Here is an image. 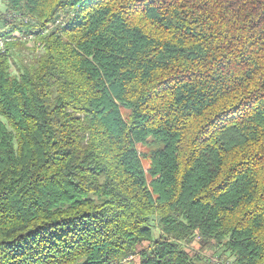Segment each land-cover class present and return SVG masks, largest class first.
Instances as JSON below:
<instances>
[{"label":"trees","instance_id":"obj_1","mask_svg":"<svg viewBox=\"0 0 264 264\" xmlns=\"http://www.w3.org/2000/svg\"><path fill=\"white\" fill-rule=\"evenodd\" d=\"M0 2V264H264V0Z\"/></svg>","mask_w":264,"mask_h":264},{"label":"rangeland","instance_id":"obj_2","mask_svg":"<svg viewBox=\"0 0 264 264\" xmlns=\"http://www.w3.org/2000/svg\"><path fill=\"white\" fill-rule=\"evenodd\" d=\"M0 9L2 11H4V7L2 6V3L0 2ZM8 21L10 22V19H14V18H7ZM9 28V27H8ZM29 47H32V43L28 44ZM24 55L26 56H31L33 55L32 52H29L28 50L24 51ZM0 119L5 121L4 118H2L0 116ZM139 151L142 154H149L150 153V148L148 147H144V146H138ZM143 164L145 169L147 170L149 168V159L148 158H143ZM153 235L155 236V238H159V236L161 235V230L160 228H154L153 229ZM149 243H144L142 245V247L140 248V250H144L148 247ZM189 252L192 255H196L197 253L201 254V257H203L204 260L201 261L200 264H232L234 262L233 258L228 257V255H225L222 253V250H216V249H210L209 246H204L202 244V240L200 238H196L194 240V242L191 244V246L188 248ZM131 261H129V264H134V263H138L139 258L138 256H136L134 258V260L130 259Z\"/></svg>","mask_w":264,"mask_h":264},{"label":"built area","instance_id":"obj_3","mask_svg":"<svg viewBox=\"0 0 264 264\" xmlns=\"http://www.w3.org/2000/svg\"><path fill=\"white\" fill-rule=\"evenodd\" d=\"M4 47V43L2 40H0V48L2 49Z\"/></svg>","mask_w":264,"mask_h":264}]
</instances>
